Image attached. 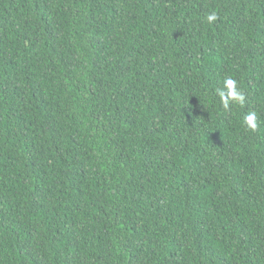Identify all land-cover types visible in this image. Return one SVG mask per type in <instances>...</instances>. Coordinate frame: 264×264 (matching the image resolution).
<instances>
[{
    "label": "trees",
    "instance_id": "obj_1",
    "mask_svg": "<svg viewBox=\"0 0 264 264\" xmlns=\"http://www.w3.org/2000/svg\"><path fill=\"white\" fill-rule=\"evenodd\" d=\"M0 264H264V0H0Z\"/></svg>",
    "mask_w": 264,
    "mask_h": 264
}]
</instances>
